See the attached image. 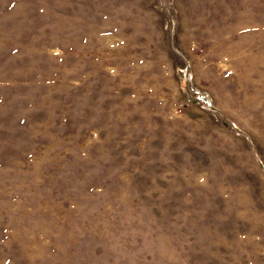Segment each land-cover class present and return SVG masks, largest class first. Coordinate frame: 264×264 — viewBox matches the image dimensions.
Wrapping results in <instances>:
<instances>
[{"label": "rangeland", "instance_id": "rangeland-1", "mask_svg": "<svg viewBox=\"0 0 264 264\" xmlns=\"http://www.w3.org/2000/svg\"><path fill=\"white\" fill-rule=\"evenodd\" d=\"M0 264H264V0H0Z\"/></svg>", "mask_w": 264, "mask_h": 264}]
</instances>
